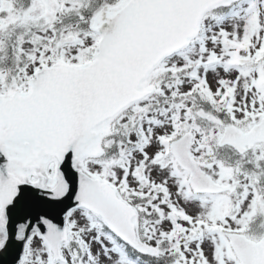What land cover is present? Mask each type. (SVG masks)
<instances>
[{
  "label": "snow or ice",
  "instance_id": "6c2138e0",
  "mask_svg": "<svg viewBox=\"0 0 264 264\" xmlns=\"http://www.w3.org/2000/svg\"><path fill=\"white\" fill-rule=\"evenodd\" d=\"M0 264H264V0H0Z\"/></svg>",
  "mask_w": 264,
  "mask_h": 264
}]
</instances>
